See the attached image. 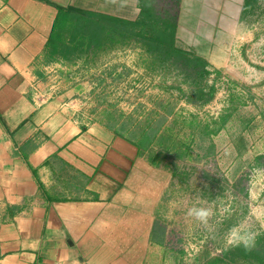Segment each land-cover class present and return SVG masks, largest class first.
<instances>
[{
  "label": "crops",
  "instance_id": "0c3cea01",
  "mask_svg": "<svg viewBox=\"0 0 264 264\" xmlns=\"http://www.w3.org/2000/svg\"><path fill=\"white\" fill-rule=\"evenodd\" d=\"M238 1L216 7L228 15ZM142 4L211 19L202 0H0V264L172 263L160 170L133 141L87 121L84 84L66 75L81 56H58L51 42L63 11L137 21ZM231 22L205 36L181 23L178 33L210 51L250 25Z\"/></svg>",
  "mask_w": 264,
  "mask_h": 264
},
{
  "label": "rangeland",
  "instance_id": "374dc122",
  "mask_svg": "<svg viewBox=\"0 0 264 264\" xmlns=\"http://www.w3.org/2000/svg\"><path fill=\"white\" fill-rule=\"evenodd\" d=\"M186 45L121 38L66 75L84 84L87 121L133 141L160 170L171 264H211L240 245L264 250V2L223 47Z\"/></svg>",
  "mask_w": 264,
  "mask_h": 264
},
{
  "label": "trees",
  "instance_id": "16d2710c",
  "mask_svg": "<svg viewBox=\"0 0 264 264\" xmlns=\"http://www.w3.org/2000/svg\"><path fill=\"white\" fill-rule=\"evenodd\" d=\"M143 5L142 14L137 21L118 20L115 17L92 12L77 13L74 9L66 10L69 13L63 11L51 37L53 52L66 59L88 56L106 44L127 37L143 39L171 52H185L177 45L175 19ZM241 258L264 264V250L240 245L227 250L222 256L211 261V264Z\"/></svg>",
  "mask_w": 264,
  "mask_h": 264
},
{
  "label": "flooded vegetation",
  "instance_id": "af4514ba",
  "mask_svg": "<svg viewBox=\"0 0 264 264\" xmlns=\"http://www.w3.org/2000/svg\"><path fill=\"white\" fill-rule=\"evenodd\" d=\"M202 1L205 4H207V6L209 8L208 10L211 13V19H209V21L207 23H201L195 19H192L189 22V18L181 16V13H180L179 15H176V18H175L176 34L178 32V28H179V25L181 23H185V24H187V26H189L191 28H193V27L197 28L196 34H200L199 36H205L208 32L213 31V28L219 29V30L223 29L224 27H225V29L231 28L232 23H233V22H231L232 20L233 21L239 20L242 23H244V22L250 23L251 21H253L255 16L260 12V10L262 8V4L264 2V0H239L236 3L237 4L236 8L232 7V6H231V8H226L225 10L229 14L224 15V14H222V12H224V9L221 10V8L220 9L217 8L216 7V3H217L216 1L222 2L224 5V1H227V0H202ZM215 8H217L218 10ZM216 15L218 16L217 19L215 17ZM189 37L190 36L186 33L185 38L188 40ZM213 40H214V37H213ZM178 41H180V40L177 39V45L179 47L183 48L182 46H180L181 44L186 45V43H184L183 41H181L180 43H178ZM195 41H196L195 39L192 40V42H193L192 46L186 45L187 50L197 52L199 47L195 46Z\"/></svg>",
  "mask_w": 264,
  "mask_h": 264
},
{
  "label": "water",
  "instance_id": "95a60500",
  "mask_svg": "<svg viewBox=\"0 0 264 264\" xmlns=\"http://www.w3.org/2000/svg\"><path fill=\"white\" fill-rule=\"evenodd\" d=\"M178 37V36H177ZM179 38V37H178Z\"/></svg>",
  "mask_w": 264,
  "mask_h": 264
}]
</instances>
